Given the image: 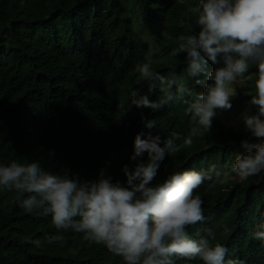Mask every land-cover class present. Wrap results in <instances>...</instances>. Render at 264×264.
Masks as SVG:
<instances>
[{
    "label": "trees",
    "instance_id": "trees-1",
    "mask_svg": "<svg viewBox=\"0 0 264 264\" xmlns=\"http://www.w3.org/2000/svg\"><path fill=\"white\" fill-rule=\"evenodd\" d=\"M200 3L0 0V164L38 162L46 171L81 183L109 179L126 185L123 168L136 163L131 159L135 136H159L163 147L176 133L180 150L166 155L153 185L176 171L211 177L196 190L205 219L187 231L194 239L225 245L226 261L264 264V242L253 235L264 231V171L243 180L232 171L237 155L255 151L243 142H255L216 115L209 130L193 119L192 105L212 83L207 74L223 67V59L208 61L204 72L189 75L187 52L172 55L181 37L201 30ZM154 58L150 75L141 77L139 67ZM256 71L250 61L245 84L237 88L231 109L224 110L226 120L249 106L258 110L251 104ZM144 98L159 107L133 103ZM186 137L192 139L190 147L184 145ZM20 198L0 187V264H124L83 233L58 231L40 210L26 212ZM56 236L63 240L55 241ZM176 264L203 262L177 258Z\"/></svg>",
    "mask_w": 264,
    "mask_h": 264
},
{
    "label": "clouds",
    "instance_id": "clouds-1",
    "mask_svg": "<svg viewBox=\"0 0 264 264\" xmlns=\"http://www.w3.org/2000/svg\"><path fill=\"white\" fill-rule=\"evenodd\" d=\"M198 8L201 30L181 37L182 42L172 53L187 52L189 75L204 72L208 61L219 64V58L223 59V67L207 74L212 83L192 105L198 125L209 130L216 110L232 107L233 93L228 86L248 71L250 61L257 69L251 104L258 111L245 118V125L259 143L243 142L255 151L237 155L232 166L238 178L247 179L264 171V0H201ZM139 73L147 78L149 67L141 65ZM133 103L137 107H159L147 98ZM196 132L197 128L191 129L193 135ZM141 136L138 133L134 140V167L123 168L126 185L109 179L81 183L79 178L46 171L38 162L13 160L0 164V187L20 193L18 203L26 212L40 210L42 215L51 216L58 231L83 233L86 241L104 245L124 264H176L177 258L199 259L203 264H241L238 259L226 261L225 245L194 239L187 231L205 219L204 201L196 190L211 177L196 171H176L162 183H152L166 155L180 150L175 143L180 137L173 133L161 147L159 136ZM191 144L192 139L186 137L184 145ZM224 230L229 231L227 226ZM253 235L264 242V231ZM62 240V236L55 237V241ZM31 243L41 246L40 240Z\"/></svg>",
    "mask_w": 264,
    "mask_h": 264
},
{
    "label": "rangeland",
    "instance_id": "rangeland-1",
    "mask_svg": "<svg viewBox=\"0 0 264 264\" xmlns=\"http://www.w3.org/2000/svg\"><path fill=\"white\" fill-rule=\"evenodd\" d=\"M136 13L139 15L140 12L138 10H136ZM142 24L141 18L140 20H136L135 21V27L138 29L140 27V25ZM150 48H152V52L156 54V47L153 46L151 44ZM152 54V53H151ZM153 55V54H152ZM156 56V55H155ZM154 59H149L145 65H147L149 67V63L154 61ZM150 70V67H149ZM246 76L243 74L239 77H237L236 81L233 82L232 84H230L228 86L229 91L231 93H233L230 97V102L232 100H234L237 96L236 90L238 87L243 86L245 84V80H246ZM257 109H255L253 106H249L240 116H238L237 118L230 120H226V116H225V111L224 110H220L217 109L216 110V116L219 117L220 119L223 120L224 124L226 127L232 128L233 130L237 131V132H242L249 140L252 139L254 140L255 143H259V141H257L251 134V132L246 128L245 125V118L248 116H254L257 114ZM239 180H243L238 178Z\"/></svg>",
    "mask_w": 264,
    "mask_h": 264
}]
</instances>
